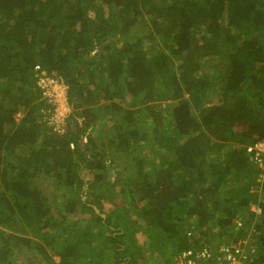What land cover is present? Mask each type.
Returning <instances> with one entry per match:
<instances>
[{"label":"trees","instance_id":"obj_1","mask_svg":"<svg viewBox=\"0 0 264 264\" xmlns=\"http://www.w3.org/2000/svg\"><path fill=\"white\" fill-rule=\"evenodd\" d=\"M35 65L68 85L62 134ZM262 139L264 0H0V264H217L242 238L264 264Z\"/></svg>","mask_w":264,"mask_h":264},{"label":"built area","instance_id":"obj_2","mask_svg":"<svg viewBox=\"0 0 264 264\" xmlns=\"http://www.w3.org/2000/svg\"><path fill=\"white\" fill-rule=\"evenodd\" d=\"M35 70H40V76L37 78V84L41 89L42 97L47 101L50 107L44 111L43 119L52 126V130L62 134L66 131V121L72 111V106L68 102V85L63 78H54L44 75L45 72L40 69L39 65L34 66ZM255 148L264 152V142H259ZM251 150V147L248 148ZM238 226L241 225L239 220H235ZM187 235H191L187 232ZM244 240L233 244L221 246L216 255L217 264H244L247 259L244 247ZM210 251L207 248L182 250L171 264H203V261L210 257Z\"/></svg>","mask_w":264,"mask_h":264},{"label":"rangeland","instance_id":"obj_3","mask_svg":"<svg viewBox=\"0 0 264 264\" xmlns=\"http://www.w3.org/2000/svg\"><path fill=\"white\" fill-rule=\"evenodd\" d=\"M202 69H204V70H206L207 68L206 67H204V68H202ZM208 70H210V69H208ZM165 101H168L167 99L166 100H163L162 102H165ZM22 114H23V111H17L15 114H14V119L16 120V121H18L20 118H21V116H22ZM78 120L80 121V118H78ZM70 123V122H69ZM69 123H68V121H66V128H68L69 127ZM108 124H109V122L106 120V117H103V119L101 118L96 124H95V128H99V127H104V130H105V132L103 133V136H104V142L106 141V139H105V135H106V133H107V130H106V128L108 127ZM85 171V170H84ZM85 174H87V172H85ZM118 204H119V202H118ZM112 207H110V206H105L104 207V210L105 211H108V210H110ZM250 209H252V210H254L255 212H256V214H258L259 212H260V208H259V206H258V204L257 205H254V204H252L251 206H250ZM77 216H79V215H77ZM104 229H105V227H102V228H99V230H97V231H99V232H101V235H103V232H104ZM117 230V229H116ZM97 231H94L95 232V234H97ZM109 232H111L110 230H109ZM113 233H115V232H113ZM120 233H121V231H120ZM105 234H106V232H105ZM129 235H128V240H129ZM135 237H136V240H137V238H138V242L139 243H146V241H145V238H144V234L142 233V231H138V232H136L135 233ZM150 251L151 252H158V251H161L162 249H163V247L165 246V245H163V244H160V242H153V243H151L150 244ZM159 249V250H158ZM169 250L168 249H166V250H164L162 253L161 252H158L157 254L155 253V259H154V261L152 262V264H157V263H161V262H163L164 261V259H165V256H166V253L168 252ZM147 253H150L149 251H147ZM142 254H144V256H145V253H142ZM150 255V254H149ZM35 259H37V260H39L40 261V259L38 258V256L36 255V257H35ZM53 260L54 261H58L59 260V258H58V256H56V255H54V257H53ZM37 264H44V262H38Z\"/></svg>","mask_w":264,"mask_h":264},{"label":"clouds","instance_id":"obj_4","mask_svg":"<svg viewBox=\"0 0 264 264\" xmlns=\"http://www.w3.org/2000/svg\"><path fill=\"white\" fill-rule=\"evenodd\" d=\"M70 105H71V104H70ZM71 106H72V105H71ZM72 110H73V107H72ZM71 112H72V111H71ZM69 115H70V114H69ZM67 121H68V120H67ZM80 121H81V119H80ZM83 140H84V138L82 139V141H83ZM259 142H264V139L260 140ZM259 142H258V143H259ZM70 147L73 148V145L70 144ZM86 169H87V168H86ZM84 170H85V169H84ZM84 170H83V172L85 173ZM87 170H88V169H87ZM235 220H239V221L241 222V225L238 226V225L236 224ZM233 222L235 223V225H236L237 228H240V229L243 228V222L241 221V219H239V218H235ZM241 240H243V238H242V239H239L238 241H241ZM238 241H237V242H238ZM224 245H229V244L225 243V244H222L221 246H224ZM221 246H220V248H221ZM220 248H219V249H220ZM219 249H218V251H219ZM218 251H217V252H218ZM245 263H246V262H244V264H245Z\"/></svg>","mask_w":264,"mask_h":264},{"label":"water","instance_id":"obj_5","mask_svg":"<svg viewBox=\"0 0 264 264\" xmlns=\"http://www.w3.org/2000/svg\"><path fill=\"white\" fill-rule=\"evenodd\" d=\"M85 172H87L86 177H88L90 179L93 177V174L89 173L87 169H85ZM102 216H104V214H102Z\"/></svg>","mask_w":264,"mask_h":264},{"label":"flooded vegetation","instance_id":"obj_6","mask_svg":"<svg viewBox=\"0 0 264 264\" xmlns=\"http://www.w3.org/2000/svg\"><path fill=\"white\" fill-rule=\"evenodd\" d=\"M19 260H21L22 262L25 261V259H22V257ZM38 262H41V260L39 261V260L35 259V263L37 264ZM29 264H34V261H31V263H29Z\"/></svg>","mask_w":264,"mask_h":264}]
</instances>
